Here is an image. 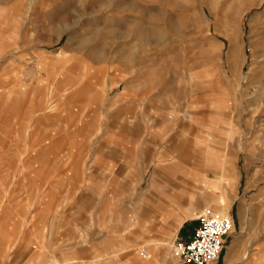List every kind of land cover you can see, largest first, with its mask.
<instances>
[{
	"label": "rangeland",
	"instance_id": "rangeland-1",
	"mask_svg": "<svg viewBox=\"0 0 264 264\" xmlns=\"http://www.w3.org/2000/svg\"><path fill=\"white\" fill-rule=\"evenodd\" d=\"M262 65L264 0H0V264H184L205 212L264 264Z\"/></svg>",
	"mask_w": 264,
	"mask_h": 264
},
{
	"label": "built area",
	"instance_id": "built-area-1",
	"mask_svg": "<svg viewBox=\"0 0 264 264\" xmlns=\"http://www.w3.org/2000/svg\"><path fill=\"white\" fill-rule=\"evenodd\" d=\"M197 222L192 239L174 244L172 254L184 264H213L224 251L225 238L232 232L234 221L230 216L205 212L198 216ZM141 256L147 259L148 253Z\"/></svg>",
	"mask_w": 264,
	"mask_h": 264
},
{
	"label": "crops",
	"instance_id": "crops-1",
	"mask_svg": "<svg viewBox=\"0 0 264 264\" xmlns=\"http://www.w3.org/2000/svg\"><path fill=\"white\" fill-rule=\"evenodd\" d=\"M142 35V36H141ZM145 34H140V36H138V38L134 37L135 39H140V38H147L148 36H144ZM250 85H254V87H257L258 91H259V96H261V91L264 92V65L260 66V70L259 72H257L256 74H254L252 76V80L250 81ZM198 214V213H196ZM201 215V213L198 214V216ZM198 218V217H197ZM182 224V220L179 219L176 221L173 230L176 231ZM198 226V222H196L195 224L189 225L186 229H184L183 233H182V238L184 240V242L190 241L192 239L193 233H194V229ZM183 240H179V241H183ZM161 245V244H159ZM160 248V247H159ZM241 250V248H236L234 250H232V252L230 253L229 257L227 259L223 258L219 263H215V264H239V258H238V254L239 251Z\"/></svg>",
	"mask_w": 264,
	"mask_h": 264
}]
</instances>
